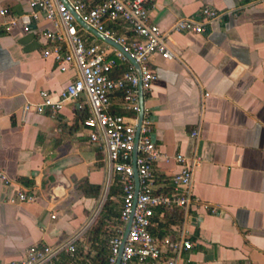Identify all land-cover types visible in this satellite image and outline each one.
Returning a JSON list of instances; mask_svg holds the SVG:
<instances>
[{"label": "crops", "instance_id": "1", "mask_svg": "<svg viewBox=\"0 0 264 264\" xmlns=\"http://www.w3.org/2000/svg\"><path fill=\"white\" fill-rule=\"evenodd\" d=\"M147 7L151 23L170 35L175 55L151 58L157 79L151 93H143L159 155L156 191L172 193L171 181L183 170L178 156L194 166L199 159L193 205L156 212L152 234L193 243L177 253V264H264V0H147ZM207 8L222 17L206 33L172 32L182 19H203ZM52 29L43 17H31V0H0V173L9 178L0 184L5 264L23 262L33 246L58 250L70 242L76 253L62 250L54 264H97L99 244L91 232L108 203L120 217L123 208L104 148L90 143L86 97L58 113L36 110L43 92L56 102L79 77L73 65L45 56L52 43L43 33ZM81 29L89 45L107 44ZM110 47L112 55L117 49ZM120 64L127 71L134 66ZM112 103L114 114L136 116L124 108L122 94ZM20 193H35L38 201L23 203ZM119 225L120 218L113 236Z\"/></svg>", "mask_w": 264, "mask_h": 264}, {"label": "built area", "instance_id": "2", "mask_svg": "<svg viewBox=\"0 0 264 264\" xmlns=\"http://www.w3.org/2000/svg\"><path fill=\"white\" fill-rule=\"evenodd\" d=\"M74 12L83 23L104 37L115 41L132 55L141 68V75L131 66L119 78L113 73L121 62H129L119 50L110 54L111 47L106 44L89 45L81 34V25L67 4L61 0H31V17L39 20L41 17L52 25V30L43 33L52 43V48L45 56L54 55L59 62L76 67L79 77L71 83L65 93L56 102L46 92L42 93L44 102L36 107L37 112L44 113L47 109L53 113L60 112L69 102H78L86 97L89 105V117L85 121L90 135V143L104 148L111 171L118 178L123 191V208L120 225L110 240L111 257L109 264H117L125 231L134 214L133 223L128 235L121 264H177V253L190 251L193 243L185 241L158 240L151 232L153 218L158 208L165 210L187 209L194 203L192 195L193 171L199 163L187 164V159L180 155L177 160L183 170L171 181L172 193L164 194L156 191L154 165L158 151L152 140V121L149 114L144 113L140 129L139 100L140 88L143 93L150 94L157 79L150 66V60L155 55L172 60L174 53L169 46L170 35L151 23L147 0H67ZM203 19H182L178 21L172 32L204 34L207 26L221 19L222 15L210 8L203 12ZM109 24L120 26L131 33L132 39L120 35ZM16 26V21L11 23ZM29 31V24L24 25ZM63 44L68 47L64 53ZM120 93L124 108L134 117L117 115L112 112V98ZM197 133H193L196 137ZM138 152L137 171L140 180V191L136 202L137 184L135 179L134 154ZM8 184L9 178L0 173V184ZM23 203H36L35 193H20ZM65 250L75 254L73 242L61 249L50 247H31L26 258L21 263L9 264H54L59 253ZM0 264H5L0 262Z\"/></svg>", "mask_w": 264, "mask_h": 264}, {"label": "trees", "instance_id": "3", "mask_svg": "<svg viewBox=\"0 0 264 264\" xmlns=\"http://www.w3.org/2000/svg\"><path fill=\"white\" fill-rule=\"evenodd\" d=\"M117 69H120V71H122L121 75H123L127 71L128 66H122L120 64L117 67ZM110 205L111 203H108L106 205V207L102 211V215H101L102 217L99 219V223L97 227H95V229H93L91 232L92 233L91 236L94 238V241H96V243L99 244V247H98L99 254L97 256V261H96L97 264H109V259L111 257L110 240L113 236L112 230L117 225V223L119 222V218H120L119 215L113 214V211H112V208H110ZM163 210L165 209H162V208L156 209L155 216H156V212L157 213L163 212ZM105 215H108V216L106 217ZM113 215L116 216L115 221L110 224L107 223L110 219H112L111 216ZM155 216L153 218V224L155 221ZM151 232H152V228H151Z\"/></svg>", "mask_w": 264, "mask_h": 264}, {"label": "water", "instance_id": "4", "mask_svg": "<svg viewBox=\"0 0 264 264\" xmlns=\"http://www.w3.org/2000/svg\"><path fill=\"white\" fill-rule=\"evenodd\" d=\"M63 2L65 4H67V6L69 7V9L71 10V12L75 15V17L77 18V21L79 22V24L86 29L87 31H90L91 33H93L96 37H98L99 39L103 40L105 43H107L108 45L114 47L115 49L121 51L126 57L127 59L135 66L136 70L138 71L139 75H141V68L140 66L136 63V61L134 60V58L132 57V55L130 53H128L123 47H121L119 44H117L115 41L110 40L106 37H104L102 34L96 32L95 30H93L91 27H89L88 25H86L85 23L82 22V20L79 18V16L74 12V10L71 8V6L69 5L67 0H63ZM141 91V114H140V123H139V127H138V135L137 138L139 139L140 136V129H141V124L143 121V117H144V113H145V108H144V94H143V90L142 87L140 88ZM137 157H138V152L136 151L134 154V165H135V179H136V184H137V191H136V202L138 199V195H139V191H140V180H139V174L137 171V166H136V162H137ZM133 219H134V214L131 217V220L127 226L126 232H125V236H124V241H123V245L121 247L120 250V254H119V258H118V262L117 264H121V258H122V254L124 251V247L128 238V235L130 233V229L133 223Z\"/></svg>", "mask_w": 264, "mask_h": 264}]
</instances>
